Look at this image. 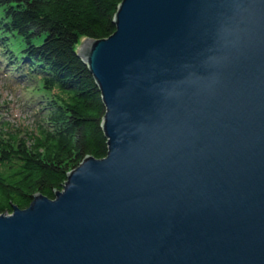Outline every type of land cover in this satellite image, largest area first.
<instances>
[{"label":"water","instance_id":"1","mask_svg":"<svg viewBox=\"0 0 264 264\" xmlns=\"http://www.w3.org/2000/svg\"><path fill=\"white\" fill-rule=\"evenodd\" d=\"M79 55L104 157L0 214V264H264V0H122Z\"/></svg>","mask_w":264,"mask_h":264},{"label":"trees","instance_id":"2","mask_svg":"<svg viewBox=\"0 0 264 264\" xmlns=\"http://www.w3.org/2000/svg\"><path fill=\"white\" fill-rule=\"evenodd\" d=\"M122 0H0V78L20 90L23 118L0 104V214L54 198L88 155L104 157L106 105L79 55L116 27Z\"/></svg>","mask_w":264,"mask_h":264},{"label":"rangeland","instance_id":"3","mask_svg":"<svg viewBox=\"0 0 264 264\" xmlns=\"http://www.w3.org/2000/svg\"><path fill=\"white\" fill-rule=\"evenodd\" d=\"M20 92V90L12 91L6 81L0 78V104L4 105L6 119H9V117L23 118L22 109L20 108V99L22 98Z\"/></svg>","mask_w":264,"mask_h":264}]
</instances>
